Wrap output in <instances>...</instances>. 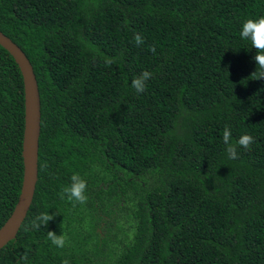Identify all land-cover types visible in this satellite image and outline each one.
<instances>
[{
    "label": "trees",
    "instance_id": "1",
    "mask_svg": "<svg viewBox=\"0 0 264 264\" xmlns=\"http://www.w3.org/2000/svg\"><path fill=\"white\" fill-rule=\"evenodd\" d=\"M260 16L264 0H0V31L41 99L38 182L0 264H264V79L248 78L256 49L240 38ZM24 117L23 77L0 45V227L21 192ZM225 126L233 144L254 138L236 159ZM74 172L85 204L58 195Z\"/></svg>",
    "mask_w": 264,
    "mask_h": 264
},
{
    "label": "water",
    "instance_id": "2",
    "mask_svg": "<svg viewBox=\"0 0 264 264\" xmlns=\"http://www.w3.org/2000/svg\"><path fill=\"white\" fill-rule=\"evenodd\" d=\"M0 45L17 63L24 84V132L22 156L24 163L21 192L6 222L0 227V250L17 234L33 202L39 174V139L41 134V99L34 67L22 48L0 31Z\"/></svg>",
    "mask_w": 264,
    "mask_h": 264
},
{
    "label": "clouds",
    "instance_id": "3",
    "mask_svg": "<svg viewBox=\"0 0 264 264\" xmlns=\"http://www.w3.org/2000/svg\"><path fill=\"white\" fill-rule=\"evenodd\" d=\"M240 38L243 40H249L252 48L256 49V54L252 58L256 64V70L253 71L248 78L251 80L264 79V16H260L256 19L248 18L244 20L241 25ZM134 40L137 46H141L145 43L144 37L139 33L134 35ZM149 51L155 52L154 46H149ZM105 65L111 66L113 60L105 57ZM152 73L150 71H142L139 76H136L131 81V86L137 93H143L146 90V82L151 79ZM223 143L226 146V152L232 159L237 158V146H241L244 149H249L254 138L249 134H243L236 141L235 144L231 143L232 132L228 126L223 129L222 135ZM87 182L82 178L79 173H73L70 177V183L64 186L61 192L58 194L60 198L67 199L69 202L85 204L87 202ZM55 213L49 214L48 212L40 213L31 222L34 228H41V226H47L50 221L54 219ZM47 238L53 245L58 248H64L66 245L67 237L62 232L61 235H57L54 231L47 232ZM26 258V257H25ZM61 264H70L68 259H64Z\"/></svg>",
    "mask_w": 264,
    "mask_h": 264
}]
</instances>
